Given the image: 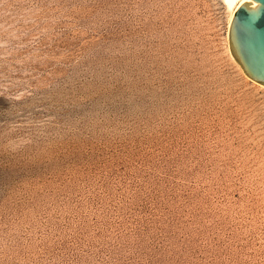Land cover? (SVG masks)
<instances>
[{"label":"rangeland","instance_id":"374dc122","mask_svg":"<svg viewBox=\"0 0 264 264\" xmlns=\"http://www.w3.org/2000/svg\"><path fill=\"white\" fill-rule=\"evenodd\" d=\"M224 0H0V264H264V86Z\"/></svg>","mask_w":264,"mask_h":264},{"label":"water","instance_id":"95a60500","mask_svg":"<svg viewBox=\"0 0 264 264\" xmlns=\"http://www.w3.org/2000/svg\"><path fill=\"white\" fill-rule=\"evenodd\" d=\"M229 54L251 81L264 86V0H245L227 27Z\"/></svg>","mask_w":264,"mask_h":264},{"label":"bare ground","instance_id":"6f19581e","mask_svg":"<svg viewBox=\"0 0 264 264\" xmlns=\"http://www.w3.org/2000/svg\"><path fill=\"white\" fill-rule=\"evenodd\" d=\"M245 0H224V2L226 3V5L228 6V8L231 9V13L228 19V24L230 22V19L235 11V9Z\"/></svg>","mask_w":264,"mask_h":264}]
</instances>
